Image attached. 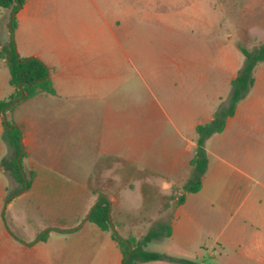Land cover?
Instances as JSON below:
<instances>
[{
  "label": "crops",
  "instance_id": "crops-1",
  "mask_svg": "<svg viewBox=\"0 0 264 264\" xmlns=\"http://www.w3.org/2000/svg\"><path fill=\"white\" fill-rule=\"evenodd\" d=\"M99 7L88 0H24L15 15L19 57L47 66L56 95L20 100L11 115L22 131L26 190L18 192L3 167L13 149L2 139L0 115V264H123L111 232L86 221L99 195L109 200L122 238L144 236L130 220L136 215L147 217L144 231L171 228L170 237L147 249L163 245L149 251L197 264H264V62L223 132L205 142L201 190L184 193L197 127L229 105L239 69L225 78L231 91L219 94L203 87L202 69L212 67L168 66L162 100L123 114L106 95L121 78L120 53L107 49L103 26L91 25ZM245 7L264 14V0ZM112 35L121 38L116 30ZM10 79L0 58V102L14 92ZM61 177L73 191H58L66 183Z\"/></svg>",
  "mask_w": 264,
  "mask_h": 264
},
{
  "label": "rangeland",
  "instance_id": "rangeland-1",
  "mask_svg": "<svg viewBox=\"0 0 264 264\" xmlns=\"http://www.w3.org/2000/svg\"><path fill=\"white\" fill-rule=\"evenodd\" d=\"M88 1L100 6L92 15L95 21L91 25L103 26L107 49L115 48L120 53L117 63L121 78L111 90L106 89V95L116 98V104L127 115L136 107L162 100L167 67L176 64L212 67L202 69L201 74L207 76L203 87L216 89L219 94L231 91L225 78L237 68L240 72L246 62L240 45L255 54L264 43V14L259 9L247 10L249 0ZM5 11L0 9V15ZM10 18L11 13L0 20V43L4 47L12 36L17 50L19 34L17 27L11 29ZM113 30L120 35L119 41L113 38ZM188 74L192 86H196L194 73ZM127 120L124 130L128 128ZM61 180L66 183L60 184L58 191L74 190V184L67 183L66 178ZM130 220L143 230V235L148 233L144 231L146 216L136 215ZM161 245L162 241L152 243L148 250H158ZM208 264L218 262L211 260Z\"/></svg>",
  "mask_w": 264,
  "mask_h": 264
},
{
  "label": "trees",
  "instance_id": "trees-1",
  "mask_svg": "<svg viewBox=\"0 0 264 264\" xmlns=\"http://www.w3.org/2000/svg\"><path fill=\"white\" fill-rule=\"evenodd\" d=\"M24 0H0V9L9 10L12 15H16ZM17 27L16 16L11 22V29L14 31ZM240 50L246 62L236 79L232 81V95L229 105L220 108L214 115L213 121L210 123L199 125L197 127L198 133V147L195 157L191 161L192 179L184 187V193H198L202 187V177L205 175L208 167V156L205 150V142L212 135L223 132L226 126L227 118L233 117L238 104L244 100L253 84H254V69L259 62H264V43L260 46L255 54H252L246 48L240 46ZM0 58L6 60L10 72V84L14 88L12 95L4 101L0 102V115L3 112L7 116V125L3 123L4 131L2 139L14 151V154L3 160V167L9 173L15 183L19 185L17 191H22L31 186V182L24 173L23 163H18V157L23 152V147L20 142L22 139V131L16 122L11 118L12 113L16 109L18 103L8 108L9 104L20 100L24 95V100L36 96L40 93L47 95H56L55 88L52 81L49 79V69L47 66L37 58H21L19 57L14 41L12 40L6 44L0 53ZM24 158V153H23ZM22 158V160H23ZM27 179V185L25 183ZM100 200L96 203L94 210L90 216L89 221L97 225L103 231H109L112 234L113 240L118 244L122 257L123 264H139L151 261H168L178 264H197L186 259H178L169 257L164 254L149 251L147 246L149 243L164 237L171 236V228H153L148 231L140 239L130 237L128 239L122 238L114 229L110 220L111 204L109 200L102 195H99ZM185 195L178 199V203H183ZM48 233L42 237L45 240ZM131 247L133 248L131 254ZM129 257V259H128Z\"/></svg>",
  "mask_w": 264,
  "mask_h": 264
},
{
  "label": "water",
  "instance_id": "water-1",
  "mask_svg": "<svg viewBox=\"0 0 264 264\" xmlns=\"http://www.w3.org/2000/svg\"><path fill=\"white\" fill-rule=\"evenodd\" d=\"M14 17H15V15H13L12 18H11L10 26H11V22H12V20L14 19ZM23 99H24V95H22V97H21L20 100H23ZM20 100H17V101H15V102L9 104L8 108L14 106V105H15L16 103H18ZM1 117H2V120H3V122L5 123V125H7L8 120H7L6 113L3 112L2 115H1ZM20 144H21V146L23 147L22 139H21ZM23 148H24V147H23ZM22 158H23V152H22V153L19 155V157H18V163H19V165H21ZM25 183H26V185H27V179H26V178H25ZM26 189H27V186H26V188H25L24 190H26ZM103 197H105V196H103ZM105 198H106V197H105ZM99 200H100V199H99ZM95 206H96V205H95ZM95 206L91 209V212H90L89 216L87 217L86 221H88V220L90 219V216H91L92 211L94 210ZM110 220H111V217H110ZM86 221H85V222H86ZM82 224H83V223H82ZM79 227H80V226H79ZM79 227H77V228H79ZM132 250H133V248L131 247L130 254H131ZM128 259H129V257H128Z\"/></svg>",
  "mask_w": 264,
  "mask_h": 264
}]
</instances>
